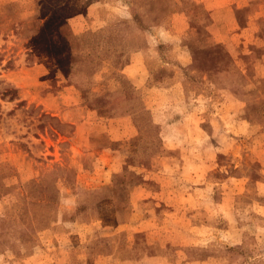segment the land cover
<instances>
[{
	"label": "rangeland",
	"instance_id": "374dc122",
	"mask_svg": "<svg viewBox=\"0 0 264 264\" xmlns=\"http://www.w3.org/2000/svg\"><path fill=\"white\" fill-rule=\"evenodd\" d=\"M0 264H264V0H0Z\"/></svg>",
	"mask_w": 264,
	"mask_h": 264
},
{
	"label": "crops",
	"instance_id": "0c3cea01",
	"mask_svg": "<svg viewBox=\"0 0 264 264\" xmlns=\"http://www.w3.org/2000/svg\"><path fill=\"white\" fill-rule=\"evenodd\" d=\"M178 19V22L181 23V16L178 14L176 15V20ZM177 23H174V27L176 28ZM158 45H154L153 52L158 54ZM179 46V45H178ZM178 46L174 45L172 48H177ZM174 50V49H173ZM150 53V49L148 46L136 50L134 52H130L128 55V61L125 64V66L122 68V71H132L133 78L129 76L131 83L135 87H142L143 89L146 88V80L144 81L143 73H142V65L146 64V58L148 57V54ZM176 60V59H175ZM177 64H181L180 61L176 60ZM174 85L176 82H173ZM54 94L48 93V113L52 116H58L60 119H63L66 122H71L70 124L74 126L73 131H75V136L72 138L70 150L73 151V155L78 157L83 156L85 158L87 155L92 156L91 160L94 159V161L102 164H105L100 171H105L106 162L112 163L113 165L120 162V151L118 148L114 149V144L119 140L118 138L110 137L108 139L112 140L111 142H108V144H101L100 146H93L94 140L97 138V136L100 134L99 131H97V125L99 122H97V118L94 116L96 115V111L85 109L84 106L79 105V103H71L67 101L68 93H66L65 89L61 90L57 93V96L54 97ZM54 98V99H53ZM61 101V102H59ZM60 103H63L66 105V107H63ZM69 104H72V106H76V108H70ZM55 111V112H52ZM110 132V131H109ZM111 132H114L117 134V131L112 130ZM131 138V135H130ZM121 143H124L126 140H130L129 137L124 139L120 138ZM96 145V144H95ZM98 156V158H95V156ZM106 161V162H105ZM80 161H78V164ZM82 168V167H81ZM98 168L93 173L84 174V178L88 177V179H93V176L97 177L100 181L102 180L98 175ZM74 222H71L73 224Z\"/></svg>",
	"mask_w": 264,
	"mask_h": 264
},
{
	"label": "trees",
	"instance_id": "16d2710c",
	"mask_svg": "<svg viewBox=\"0 0 264 264\" xmlns=\"http://www.w3.org/2000/svg\"><path fill=\"white\" fill-rule=\"evenodd\" d=\"M142 29H143V28H142ZM142 29H141V30H142ZM162 46H163V45H159V44H158V46H157V49H158V52H159V53H161V49L163 48ZM9 92H11L10 99L13 100V99L15 98V96H16V95H15L16 90H15V89H11V90H9Z\"/></svg>",
	"mask_w": 264,
	"mask_h": 264
}]
</instances>
